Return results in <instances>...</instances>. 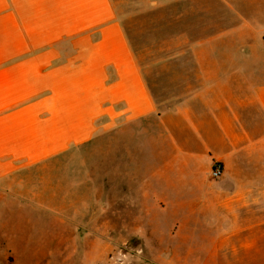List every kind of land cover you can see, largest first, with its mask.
Here are the masks:
<instances>
[{"label":"crops","instance_id":"obj_1","mask_svg":"<svg viewBox=\"0 0 264 264\" xmlns=\"http://www.w3.org/2000/svg\"><path fill=\"white\" fill-rule=\"evenodd\" d=\"M137 7L166 9L169 34L183 40L168 62L163 110L116 0H0V195L67 216L48 236L74 246L80 209L96 194L90 167L81 182L73 160L68 185L54 181L57 167L102 137L130 134L145 157L130 190L138 213L169 216L150 225L167 237L146 240L144 257L264 264V0Z\"/></svg>","mask_w":264,"mask_h":264},{"label":"rangeland","instance_id":"obj_2","mask_svg":"<svg viewBox=\"0 0 264 264\" xmlns=\"http://www.w3.org/2000/svg\"><path fill=\"white\" fill-rule=\"evenodd\" d=\"M116 1L119 10L123 8V24L157 105L160 110L166 109L168 62H174L177 48L183 46L182 38H178L181 34H169L166 9L142 13L138 0ZM63 158L69 165L57 167L63 173L54 181L63 178L68 180L65 184H70V164L80 161L81 182L86 180L90 167L96 194V199L90 203L85 200L80 209L79 242L74 246H57L48 236L53 233L51 228L66 222L67 216L37 209L29 198L0 195V264H157L144 257L143 246L146 240L167 237L166 230H153L150 225L166 224L169 216L162 209H154L158 210L156 214L138 213L135 191L130 190L135 184V162L145 157L143 150L136 149L134 136H105L91 151L69 152ZM84 186L87 188V183ZM107 193L109 198H105ZM91 203L92 209L87 207ZM31 233L37 234V238H30Z\"/></svg>","mask_w":264,"mask_h":264},{"label":"built area","instance_id":"obj_3","mask_svg":"<svg viewBox=\"0 0 264 264\" xmlns=\"http://www.w3.org/2000/svg\"><path fill=\"white\" fill-rule=\"evenodd\" d=\"M222 171H223L222 166L219 165V164H217V163H215V164L213 165V168H212L211 172H210V175H211L213 178H218V177L221 176Z\"/></svg>","mask_w":264,"mask_h":264}]
</instances>
